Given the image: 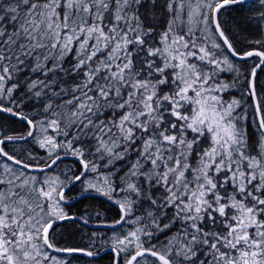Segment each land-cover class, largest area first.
I'll list each match as a JSON object with an SVG mask.
<instances>
[{
    "label": "snow or ice",
    "instance_id": "snow-or-ice-1",
    "mask_svg": "<svg viewBox=\"0 0 264 264\" xmlns=\"http://www.w3.org/2000/svg\"><path fill=\"white\" fill-rule=\"evenodd\" d=\"M0 264H264V0H0Z\"/></svg>",
    "mask_w": 264,
    "mask_h": 264
}]
</instances>
